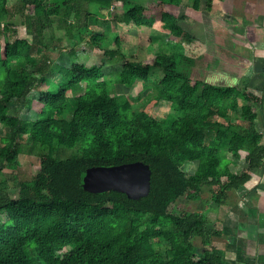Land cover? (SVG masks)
I'll list each match as a JSON object with an SVG mask.
<instances>
[{"label":"trees","instance_id":"16d2710c","mask_svg":"<svg viewBox=\"0 0 264 264\" xmlns=\"http://www.w3.org/2000/svg\"><path fill=\"white\" fill-rule=\"evenodd\" d=\"M201 1L15 0L11 6L0 0V124L6 128L0 134V264H239L242 257L231 261L213 245L221 231L210 230L206 212L193 203L209 198L225 204L264 170L257 122L263 85L240 88L194 76L179 63L178 54L191 61L185 51H166L156 40L150 59L132 60L105 45L108 31L92 27L107 8L139 26L159 20L177 46L191 39L182 26L187 8L199 10ZM205 1L212 10L214 0ZM17 13L32 37L10 39ZM86 42L106 47L108 60L123 61L122 67L107 75L103 64L66 65L49 52L76 53ZM120 44L116 36L114 45ZM136 80L149 89L143 106L112 92ZM37 87L41 94L30 97ZM14 98H24L36 116L10 113ZM152 99L171 101L173 111L155 117ZM23 151L38 156V168L30 179L17 180L5 169L19 168ZM132 161L152 169L147 195L84 187L89 167ZM191 161L198 162L194 173L184 168ZM11 180L18 197L9 190ZM181 202L194 208L180 209Z\"/></svg>","mask_w":264,"mask_h":264},{"label":"rangeland","instance_id":"374dc122","mask_svg":"<svg viewBox=\"0 0 264 264\" xmlns=\"http://www.w3.org/2000/svg\"><path fill=\"white\" fill-rule=\"evenodd\" d=\"M184 1L186 2L187 0ZM203 1L201 9L199 10L192 6L187 8L186 14L188 13V15L182 20V26L185 27L186 31L190 34L191 39L185 40V38L182 37V43H179L177 46H174L173 42L175 41V36L171 29L163 27L159 20H156L152 26H139L136 25L133 20L120 19L116 17L115 14L110 15L107 8L102 9L105 13L104 16L95 17L92 27L99 33L108 31L109 38L105 45L110 48L113 47L122 50L127 58L132 60L150 59L153 55L151 52L153 49H151L150 43L156 40V42L158 41L157 43H159L166 51H174L176 48V50L185 51L191 61L187 63L183 58L184 55L178 54L179 63H181L184 68L187 66L190 67V69L186 70H191V74L194 76L202 77L218 84H234L237 81L239 85L237 86L244 88L246 83L244 81V74L237 73L236 76H239L236 77L237 80H235L233 73L230 74V71H233L234 68H225L227 62L225 59H227V57L216 58L218 57L216 53L220 51L227 56H230V54H232V47H234L238 40L247 42V40L244 39L246 36L245 26L240 25V22H236L237 24L235 23V20L243 21L242 17L246 5L244 8L243 5H229L234 1L236 3V0H227V2L223 0L224 2H216L217 9L214 10L213 8V10H208L206 8V1ZM14 3L15 0H10L11 6H13ZM232 7H234L232 10L237 9L234 10L235 14L233 17L228 14V10ZM240 11L242 14L237 15ZM19 14L20 13H17L16 16H14V21L17 20V22H14V24L11 25L10 30L7 32L10 39H14L17 36L32 37L27 31V25L24 18ZM234 16L237 17L235 18ZM245 16L244 20H246ZM230 27L233 29H229ZM56 33L59 35L63 34V29L56 26ZM220 33L222 35L224 34L225 38H219L218 36L221 35ZM116 36H118L121 41V44L118 46L114 45ZM0 38L1 41L4 42V34L0 33ZM246 44H248V42ZM106 49V47L97 48L86 42L77 46L76 53L69 52L68 48H63L60 51L50 49L49 52L56 62L66 65H71L74 62H82L88 66L103 64L102 69L104 73L108 75L114 69L121 68L123 61L118 63L110 62L108 60L110 54L105 52ZM223 50H226L227 52ZM238 55L242 56V58L238 59L239 62H247L244 61V55ZM218 67H223L225 70H221ZM30 68L33 70L32 67ZM212 68L214 72L218 73H211L210 71ZM224 73H227V75ZM56 76L57 77H54V79L59 78V75ZM148 90L149 89L143 87L140 80H136L133 85L116 84L112 89V92L113 94L130 95L135 104L143 106L146 102L145 95L148 93ZM40 94L41 89L37 87L32 90L30 97H38ZM140 94L142 95L140 96ZM138 95L140 96L139 99H134ZM149 107L152 108H150L151 113L159 119L168 116L173 111L172 102L165 99H161L158 103L152 99ZM10 113H20L23 117L36 116L35 109L33 106H29L24 98H14L11 100ZM223 121L224 123L228 122V120L224 119ZM5 132L6 128L0 124V134L3 135ZM237 161V167L243 169L246 165L245 161L243 159ZM38 163V156L23 151L20 154L19 168L16 170L7 168L5 169V174L12 173L16 176L17 180L30 179L31 175L38 168ZM197 164V161L187 162L185 163L184 168L186 172L194 173ZM10 183L11 187L9 190L12 196L18 197L19 188L15 186V183L12 182V180ZM250 191L247 182L244 186L234 190L225 204L218 205L213 202V200L205 198L199 203L194 202L193 205L197 210L199 209L200 211L206 212L208 219L207 227L210 230L221 231L219 235L215 234L213 236V245L217 249L222 250L226 258L234 261L235 259L242 257V259H239L238 261L239 264H244V260L247 264H264V233H261L260 231L254 233L257 235V241L253 240L255 242L249 240V238H251L250 234H253L250 230L253 224L252 221H255L257 218L259 220L262 215V212L258 207L260 204L259 202H256L257 199H259L258 196L262 195V190L260 188L258 191L255 189L249 196L248 194L251 193ZM256 194H258V196ZM190 206L191 204L188 205L185 202L179 203L180 209L194 208L193 206ZM197 241L201 242V238L197 237Z\"/></svg>","mask_w":264,"mask_h":264},{"label":"crops","instance_id":"0c3cea01","mask_svg":"<svg viewBox=\"0 0 264 264\" xmlns=\"http://www.w3.org/2000/svg\"><path fill=\"white\" fill-rule=\"evenodd\" d=\"M218 1L221 2L223 0L213 1L214 10L218 8L216 6V2ZM203 2L204 1L202 0L201 4H203ZM225 2H227V0H225ZM229 5H236V6L243 5V8L246 5V8L243 13L244 15L242 17L243 21L235 20V23L240 22V25L245 26L246 36L244 37V39L247 40L248 44H246L247 42L239 41L238 39H236L238 40V42H236L234 47H232V54H230V56H227L226 54L218 51L216 53L218 57L216 56L215 57L216 58H220V57L226 58L227 57V59H225L227 61L225 68L227 67L234 68L233 71H230V74L233 73L234 75L233 77H235V80H237L236 77L239 76V75L236 76V74L242 73V75L244 74L243 75L244 81L246 82L245 85L248 83V84L253 85L252 88H255L254 85L261 84L264 87V0H236V3L234 1L233 3H230ZM233 8L234 7L228 10V14H230L231 17H233V15L235 14L234 10H237V9L232 10ZM240 14H242L241 11L237 15H240ZM186 15H188V13ZM244 16L246 17V20H244ZM234 17L236 18L237 16H234ZM229 29H233V28L230 27ZM224 36H225L224 34L223 35L221 34L218 37L225 38ZM223 51H226V50H223ZM236 53L244 55L245 56L244 61H247V62H244V63L239 62L238 59L242 58V56ZM218 68L221 70H225L223 67H218ZM210 72L214 74L218 73V72H214L213 68L211 69ZM224 74L227 75V73H224ZM235 83L236 85H238L237 81ZM257 122H258V128L263 133V140H264V102H263V106L258 111ZM248 188L251 190L250 191L251 193L248 194L249 196L253 193L255 189H257V191L259 188L262 190L261 196H258V194H256L259 198L257 199L256 202H259L260 204V206L258 205V207L260 208L262 215L259 220L257 218L255 219V221H252L253 224L250 230L252 231L251 233L253 234H250L251 238H249V240L251 241L253 240L257 241V235H255L254 233H258L259 231L261 233H264V170H262L261 172H257V173L254 172L252 179L248 181Z\"/></svg>","mask_w":264,"mask_h":264},{"label":"water","instance_id":"95a60500","mask_svg":"<svg viewBox=\"0 0 264 264\" xmlns=\"http://www.w3.org/2000/svg\"><path fill=\"white\" fill-rule=\"evenodd\" d=\"M151 174L150 165L143 161L95 165L87 169L84 187L93 192L115 189L131 198H140L150 192Z\"/></svg>","mask_w":264,"mask_h":264},{"label":"bare ground","instance_id":"6f19581e","mask_svg":"<svg viewBox=\"0 0 264 264\" xmlns=\"http://www.w3.org/2000/svg\"><path fill=\"white\" fill-rule=\"evenodd\" d=\"M245 31H246V28H245ZM236 32V31H235ZM49 196V195H48Z\"/></svg>","mask_w":264,"mask_h":264}]
</instances>
